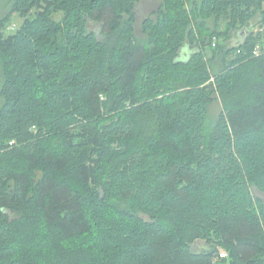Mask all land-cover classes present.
Here are the masks:
<instances>
[{
  "label": "trees",
  "instance_id": "1",
  "mask_svg": "<svg viewBox=\"0 0 264 264\" xmlns=\"http://www.w3.org/2000/svg\"><path fill=\"white\" fill-rule=\"evenodd\" d=\"M138 2L9 0L0 264H264V0Z\"/></svg>",
  "mask_w": 264,
  "mask_h": 264
},
{
  "label": "rangeland",
  "instance_id": "2",
  "mask_svg": "<svg viewBox=\"0 0 264 264\" xmlns=\"http://www.w3.org/2000/svg\"><path fill=\"white\" fill-rule=\"evenodd\" d=\"M161 0H139L136 9H135V15H136V23H135V33L137 36L141 37V23L142 21L149 17L159 6ZM9 0H0V20L3 19L9 11ZM34 13V12H33ZM61 15L60 14H54L53 18L55 20H60ZM23 19L20 18L17 14H14L9 23L6 30H4V35L8 36L11 34H14L15 30L20 27L22 24ZM87 28L89 31H92L97 34L99 37L100 33V26L93 22H87ZM223 30V27H222ZM247 30L250 31H257V21L253 20ZM217 64V63H215ZM218 65V64H217ZM215 65V66H217ZM4 63L2 58L0 57V89L2 87L3 79H4ZM1 96H0V106H1ZM221 111V106L218 101H215L209 108H208V119L210 121L216 120L217 116L219 115ZM252 193L255 197L260 198L264 200V194L257 191L256 189H252ZM196 245V244H195ZM194 245V246H195ZM225 252L220 249L219 254H224Z\"/></svg>",
  "mask_w": 264,
  "mask_h": 264
},
{
  "label": "water",
  "instance_id": "3",
  "mask_svg": "<svg viewBox=\"0 0 264 264\" xmlns=\"http://www.w3.org/2000/svg\"><path fill=\"white\" fill-rule=\"evenodd\" d=\"M244 36H245L244 31H240L238 33V37H237V39L235 40L234 43L240 42L243 39ZM215 249H216V247L214 245H209V246L207 245V246H204V247H200L199 248V252L201 254H203V255H212L215 252Z\"/></svg>",
  "mask_w": 264,
  "mask_h": 264
},
{
  "label": "crops",
  "instance_id": "4",
  "mask_svg": "<svg viewBox=\"0 0 264 264\" xmlns=\"http://www.w3.org/2000/svg\"><path fill=\"white\" fill-rule=\"evenodd\" d=\"M204 246H207V245H205V244L202 243V242H198V243H196V245L194 246V249H195L196 251L199 252V248H200V247H204Z\"/></svg>",
  "mask_w": 264,
  "mask_h": 264
},
{
  "label": "built area",
  "instance_id": "5",
  "mask_svg": "<svg viewBox=\"0 0 264 264\" xmlns=\"http://www.w3.org/2000/svg\"><path fill=\"white\" fill-rule=\"evenodd\" d=\"M257 54V53H256ZM218 258H220V259H223V258H226V254L224 253V254H219L218 255Z\"/></svg>",
  "mask_w": 264,
  "mask_h": 264
}]
</instances>
